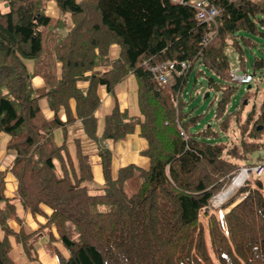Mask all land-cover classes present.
Segmentation results:
<instances>
[{
    "label": "trees",
    "instance_id": "1",
    "mask_svg": "<svg viewBox=\"0 0 264 264\" xmlns=\"http://www.w3.org/2000/svg\"><path fill=\"white\" fill-rule=\"evenodd\" d=\"M49 1L0 0V132L9 136L6 149L15 155L9 172L17 184L14 198L6 197V170H0L3 231L11 233L17 199L32 213L40 205L50 209L46 224L55 227L67 253L56 251L57 264H264V156L252 161L264 152V82L251 89L250 83L232 81L228 54L231 49L236 55L238 72H249L253 80L262 73L264 57H255L248 70L247 50L260 49L249 36H264V0H207L218 12L201 24L192 6L170 0H53L59 17L46 14ZM58 29L66 34L53 40ZM27 59L34 62L33 72ZM169 61L188 67L159 84L149 68ZM130 75L138 85L140 114L130 116L115 104L97 135L98 86L112 93ZM35 76L44 81L42 88L33 87ZM203 76L206 94L214 95L217 128L209 121L191 132L202 118L192 115V98L183 93ZM244 85L237 109L230 111ZM41 99L51 118L42 112ZM76 122L101 159L99 193L88 186L93 175L82 142L74 141L72 156L66 142L53 139L54 130ZM137 126L148 168L128 164L113 175L105 142L124 140ZM232 130L237 138L218 139ZM261 164L260 177L246 179L222 203L221 211L229 209L221 218L207 211L242 166ZM131 178L140 185L128 196ZM19 234L29 254V237ZM9 251L7 239L0 240V264H15Z\"/></svg>",
    "mask_w": 264,
    "mask_h": 264
},
{
    "label": "crops",
    "instance_id": "2",
    "mask_svg": "<svg viewBox=\"0 0 264 264\" xmlns=\"http://www.w3.org/2000/svg\"><path fill=\"white\" fill-rule=\"evenodd\" d=\"M47 4L46 14L51 17H59L60 11L56 7L53 0H50ZM66 15V28L70 27L69 15ZM57 33L53 40L61 38L66 34V29L56 30ZM63 33L62 36L60 34ZM117 51L116 45L111 46L110 54L115 56ZM27 69L30 72L34 70L33 60H24ZM60 65L56 66V74L59 73ZM32 85L35 89L42 88L44 81L40 76H35L32 79ZM85 87L86 84L79 85ZM137 82L135 78L130 75L126 79L122 80L113 89L112 93L106 91L103 86H98L97 95L100 100L99 106L96 108L94 115L96 117V134L100 135L104 125V117L110 113L113 106L117 104L119 110L125 111L130 116H138L140 114L138 108L137 99ZM42 112L47 118H51L53 112L49 109L45 99L39 101ZM73 101H70V107L74 114ZM60 119L65 120L63 111L60 113ZM9 136L3 132H0V170H6L4 194L8 198H14L16 195V179L9 172L10 167L13 164L14 152L6 149V143ZM53 139L56 144L60 145L62 142L68 144V150L70 154L74 155L75 143L74 141L80 140L82 143L83 152L88 155V161L91 165V172L93 175V181L90 183L96 191H100L103 185L101 159L97 153V147L89 140L82 129L79 122L66 126L64 129H56L53 132ZM106 146L112 151L111 168L112 173L115 175L119 167L135 164L141 168H148V158L142 154V151L146 148V141L139 136V127L135 128L134 133L126 136L124 140L116 143L112 140H106ZM54 164L57 168L58 174L62 176L60 163L57 159H54ZM139 181V184H138ZM140 185L139 178H131L126 181V187L130 188L134 193L137 191ZM126 191V190H125ZM99 193V192H98ZM128 193V192H127ZM15 204V214L8 221V226L11 229V233H5L0 227V240L6 238L10 243L9 256L15 264H57L56 251L60 252L64 257L66 256L64 248L58 241V235L55 227L48 226L47 219L50 214V209L45 205H40L39 213H32L29 210H25L20 203ZM20 232H23L25 236H28L26 247L29 254L26 253L22 247V240L18 239Z\"/></svg>",
    "mask_w": 264,
    "mask_h": 264
},
{
    "label": "rangeland",
    "instance_id": "3",
    "mask_svg": "<svg viewBox=\"0 0 264 264\" xmlns=\"http://www.w3.org/2000/svg\"><path fill=\"white\" fill-rule=\"evenodd\" d=\"M65 17H66V15H65ZM261 31L264 33L263 29H261ZM62 35H63V33L60 34V36H62ZM243 35H248V34L243 33ZM249 37H252V39L260 45V49L257 48V49H253L252 51L251 50H247V54H248V57H247V69L248 70L251 69V62H252V60L255 57H264L263 50L261 49V48H264V36L263 37L249 36ZM228 54H229V58H230V62H231V67L233 69H236V55L234 54V52L231 49L228 50ZM189 81L190 82L193 81L191 76H190V80ZM258 82H264V70L262 71V73L260 75L259 74L256 75L254 77V80L250 82V84L253 86L251 89H253ZM238 87H239L238 91L236 92V94L232 98L231 103L229 104V110L230 111L237 109V106H238V103H239V99L242 97L243 91L245 90L247 85L238 86ZM207 91H209V90H208V88L206 86V83H205V77L203 76L202 79L201 78L198 79V81L195 83L194 86L189 85L185 89V91L183 93V97H186V98L191 97L192 98L191 99V103L188 105V109H192L193 108V114L192 115H200L201 118H202L198 124H196L195 126H193L191 128V132H197V131L201 130L209 121H212L213 127L215 129L217 128L216 127V123L214 122V120H212V117H213V105L210 104V102H211V100H212L214 95L212 93L207 95L206 94ZM232 135H234V136L236 135V138H237L238 137V132L237 131L235 132V131L232 130V131L226 132V134L219 133L218 139H221L222 137H225V136H228V138H230L229 136H232ZM204 141L215 143L218 140L217 139H215V140L205 139ZM227 146H229V144ZM257 155L264 156V152H259V153L254 154V157H253L252 161H256L254 158L257 157ZM247 168L248 167H246V166H242L238 170V172L236 174V177L233 179V181L230 184V186L228 188H226V190L221 192V194L215 196V198L210 201V205H209V208H207V211H211L217 218H221V215L224 212L228 211L229 208L226 209V210L221 211L220 210L221 209V205L228 198V196H230L235 190H237L238 188H240L241 186L244 185L245 180L243 181V184L240 183L239 185H236V186L234 185V182L242 174L243 170L249 172L247 170ZM254 171L255 170H252L251 173L249 172L250 174H249L247 179H249V177H251V176L260 177V176H258L259 174L257 172L253 173ZM90 183L88 184V186L90 187V191L91 192H94V193L100 192V191H96L93 187H91ZM138 184H139V181H138ZM125 190H126V194L128 196H130V195H132V194H134L136 192L135 191L133 193L131 191V189L128 188V187H125ZM223 193H226L227 195L225 194L224 196H222ZM221 197H223V198L221 199V202L218 204V199L221 198ZM15 203L18 204L20 202L16 199ZM8 244H9V246H11L9 242H8ZM65 257H67V253H66Z\"/></svg>",
    "mask_w": 264,
    "mask_h": 264
},
{
    "label": "built area",
    "instance_id": "4",
    "mask_svg": "<svg viewBox=\"0 0 264 264\" xmlns=\"http://www.w3.org/2000/svg\"><path fill=\"white\" fill-rule=\"evenodd\" d=\"M172 2H177L180 4L190 5L195 9V19L198 23H210L214 20L218 10L215 6L209 5L207 0H170ZM188 65L185 62L174 63V62H164L156 66H152L149 70L154 75V78L158 81L159 84L167 83L172 75H179L184 71ZM232 81L239 85L249 84L253 81V77L247 73L238 72L237 68L231 70L230 72ZM182 136L184 135L181 133ZM254 172L260 174L263 170L262 164L258 167H255Z\"/></svg>",
    "mask_w": 264,
    "mask_h": 264
},
{
    "label": "bare ground",
    "instance_id": "5",
    "mask_svg": "<svg viewBox=\"0 0 264 264\" xmlns=\"http://www.w3.org/2000/svg\"><path fill=\"white\" fill-rule=\"evenodd\" d=\"M249 172H247V171H245V170H243L242 171V174L235 180V182H234V185L236 186V185H239L240 183H243V181L244 180H246L247 178H248V176H249ZM244 178V179H243ZM229 191V190H228ZM226 193H223V195L222 196H224ZM227 195V194H226ZM223 197H221V198H219L218 199V204L221 202V199H222Z\"/></svg>",
    "mask_w": 264,
    "mask_h": 264
},
{
    "label": "water",
    "instance_id": "6",
    "mask_svg": "<svg viewBox=\"0 0 264 264\" xmlns=\"http://www.w3.org/2000/svg\"><path fill=\"white\" fill-rule=\"evenodd\" d=\"M244 103H246V101H244ZM247 170L249 171V172H251V169L250 168H247ZM219 194H221V193H219ZM218 194V195H219ZM215 198V197H214Z\"/></svg>",
    "mask_w": 264,
    "mask_h": 264
},
{
    "label": "clouds",
    "instance_id": "7",
    "mask_svg": "<svg viewBox=\"0 0 264 264\" xmlns=\"http://www.w3.org/2000/svg\"><path fill=\"white\" fill-rule=\"evenodd\" d=\"M254 168H255V167H254ZM254 168H253V169H254ZM253 169L251 168V171H252ZM250 173H251V172H250Z\"/></svg>",
    "mask_w": 264,
    "mask_h": 264
}]
</instances>
